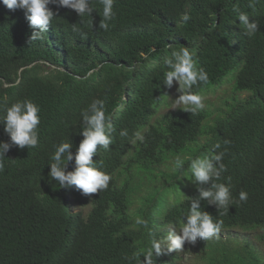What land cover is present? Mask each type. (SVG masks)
<instances>
[{
    "label": "trees",
    "instance_id": "1",
    "mask_svg": "<svg viewBox=\"0 0 264 264\" xmlns=\"http://www.w3.org/2000/svg\"><path fill=\"white\" fill-rule=\"evenodd\" d=\"M247 5L248 0H116L115 19L103 31L96 29L102 5L93 0L92 16L59 8L45 39L31 45L23 10H0V115L28 99L39 106L41 121L38 146L10 149L0 172V264H138L133 254L147 250L153 237H165V224L182 223L190 197L197 195L195 188L183 200L177 188L190 160L183 171H173L175 157L197 142L199 153H209L217 142V152L227 147V171L217 182L227 184L231 177L234 200L248 193L247 202L231 205L225 215L207 201L201 210L223 221L221 230L264 231V2L255 11ZM234 8L258 21L254 37L243 34ZM185 12L191 16L186 24ZM183 46L196 53L209 77L193 88L198 94L212 93L238 70L239 103L223 106L205 129L210 116L204 110L191 115L179 109L151 122L162 94L168 99L163 59ZM243 92L252 95L240 99ZM93 99L105 100L115 129L110 150L98 147L93 157L111 180L108 189L84 195L75 187L60 188L48 173L56 145L71 141L75 152L83 139L80 113ZM124 129L127 137L120 136ZM136 131L145 135L143 143H131ZM8 140L0 125V141ZM137 175L145 181L132 188ZM76 205L88 207V215L74 213ZM254 239L264 243V235ZM236 248L224 261L264 264L251 242ZM165 256H154L155 264H168Z\"/></svg>",
    "mask_w": 264,
    "mask_h": 264
},
{
    "label": "clouds",
    "instance_id": "2",
    "mask_svg": "<svg viewBox=\"0 0 264 264\" xmlns=\"http://www.w3.org/2000/svg\"><path fill=\"white\" fill-rule=\"evenodd\" d=\"M116 0H98L102 5V19L97 30L109 31L110 22L115 19L116 13L113 6ZM264 0H248V8L256 10V5ZM6 8L2 6L0 10L9 14L17 9L23 10L25 18L32 29L31 36L28 38V45L36 41L45 39L53 19L58 15L59 8L74 10L81 18L92 16L95 10L93 0H0ZM56 7L54 12L50 7ZM237 13L240 27L243 34L249 38L256 35L259 30V23L256 19L251 22L249 14L241 12L239 8L233 9ZM191 19L187 12L181 14V22L186 24ZM93 26V25H92ZM73 31L79 29L73 25ZM172 48V44L168 45ZM196 53L187 46L178 49L173 48L170 56H165L163 65L166 71L163 72V84L167 89H172L174 83L178 85L176 92L178 97L173 100L171 109H180L191 115H197L205 108L204 98L193 91L194 87H200L208 83V74L202 66L198 65L195 58ZM40 108L31 100L25 99L13 103L6 108L3 115H0V125H3L5 134L9 137L8 141H0V172L4 170V162L10 149L35 148L39 143ZM82 117L80 141L75 152L73 144L61 142L55 146L54 154L51 156L50 171L48 173L52 180L58 182L60 188H72L80 190L84 195L96 194L108 189L111 175L97 168L93 157L96 156L98 147L105 151L110 150L113 143L112 133L115 131L111 119L106 115L105 100L93 99L87 108L80 113ZM120 136L127 137L126 129L120 132ZM137 141L143 143L145 135L141 131L133 134L131 143ZM231 141L224 140V145H230ZM219 142L212 145V149L206 155L189 158L188 172H190L191 183L195 186L197 195L190 197V205L183 222L177 231L174 225H169L166 237L156 239L153 237L151 246L142 253H134V259L138 264H155L153 257L166 255L176 251H181L185 243L195 244L198 239L203 241L219 238V233L223 224L221 220L213 219V216L201 210V202L207 201L208 205H213L217 210H223L220 215H225L229 207L236 203H244L248 200V193L241 191L239 199L234 200L231 193V177L228 183H218L222 174L227 171L223 163L224 157L228 153L225 147L222 151ZM73 163V170L69 171V164ZM185 161L179 156L175 158L173 171H183ZM138 224L147 226L144 220H137ZM143 256V260L139 259ZM129 259L128 257H125ZM163 259V258H162Z\"/></svg>",
    "mask_w": 264,
    "mask_h": 264
},
{
    "label": "rangeland",
    "instance_id": "3",
    "mask_svg": "<svg viewBox=\"0 0 264 264\" xmlns=\"http://www.w3.org/2000/svg\"><path fill=\"white\" fill-rule=\"evenodd\" d=\"M237 73L238 70L230 72L223 79L222 83L218 87L214 86L211 88V91L209 92L212 93L207 92L206 93L207 95L204 94V92L201 93L204 94L202 96L204 98V104H205V108L203 110L207 112L210 116V119L204 123L202 127L203 129H205V127L208 125V123L211 121L212 118L215 120L219 119V111L222 110L223 106H226L227 104L235 106L237 103H239V99L237 98L236 95H240L241 92H237L235 90V80ZM231 82L232 84H230ZM231 85L233 87L232 89L233 91H231ZM176 87H178V85L174 83L173 88L169 89L168 91V99L165 102L164 100H165L166 92L164 91L165 92L164 95L162 94L163 97H161L160 100L155 105V110L157 111V114L155 117L153 116L151 118L152 119L151 122L157 118V115L159 117L161 116L165 117L166 115L175 113L179 110V109H171L173 100L176 99L178 94L176 92ZM213 91H216V93ZM243 94L244 95H242L240 99H246L247 97L245 95H252L250 92H243ZM162 103L165 105L161 106ZM200 139H202V137ZM197 143L193 144L190 147L189 152H184L178 155L181 159L185 161V163L188 160H190L189 158H195L197 156L208 154L207 152L199 153V149L201 147L193 148V146L197 145ZM168 159H172V158H168ZM191 180L192 177L189 172V174L186 175L185 178L182 179L177 186L179 195L183 200L187 198L195 189V186L191 183ZM144 181L145 180L142 176L137 175L133 180H131V186L132 188H136ZM173 200L174 198H171L169 204H173ZM89 210L90 209L88 207L84 208L76 205L73 209V212L80 213L84 217H86L88 215ZM181 224L182 223L175 226L177 231H179ZM169 225L171 224H165L161 231L168 234ZM167 234H165V237L167 236ZM257 235H264V231L261 230L243 231L239 229H235L232 231L220 230L219 238H213L212 240H208V241H203L198 239L194 245L185 243L183 250L168 254L167 263L168 264H231L230 263L231 261L229 262V260L232 259L230 253L233 250L237 249L236 246L239 244V242H245V241L251 242V246L253 247V249L255 248L258 255L264 262V243H259L255 241L254 236ZM224 259H229V260L224 261Z\"/></svg>",
    "mask_w": 264,
    "mask_h": 264
}]
</instances>
